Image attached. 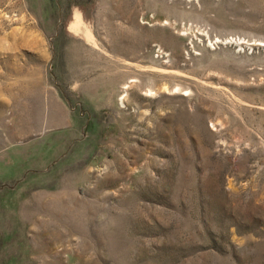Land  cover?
<instances>
[{"label": "rangeland", "instance_id": "rangeland-1", "mask_svg": "<svg viewBox=\"0 0 264 264\" xmlns=\"http://www.w3.org/2000/svg\"><path fill=\"white\" fill-rule=\"evenodd\" d=\"M0 264H264V0H0Z\"/></svg>", "mask_w": 264, "mask_h": 264}, {"label": "bare ground", "instance_id": "bare-ground-1", "mask_svg": "<svg viewBox=\"0 0 264 264\" xmlns=\"http://www.w3.org/2000/svg\"><path fill=\"white\" fill-rule=\"evenodd\" d=\"M82 23H84V22L82 21L81 16L78 14L76 21L73 23V28L78 31L79 30V26H81ZM83 31H84V34H85L86 38H90L89 40H91L92 33L89 32L87 27H84ZM92 37H93V35H92Z\"/></svg>", "mask_w": 264, "mask_h": 264}]
</instances>
